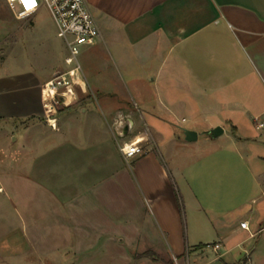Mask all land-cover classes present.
I'll return each instance as SVG.
<instances>
[{
  "label": "crops",
  "instance_id": "crops-1",
  "mask_svg": "<svg viewBox=\"0 0 264 264\" xmlns=\"http://www.w3.org/2000/svg\"><path fill=\"white\" fill-rule=\"evenodd\" d=\"M85 3L99 30L82 51L85 85L49 124L41 88L61 70L50 64L0 151V167L13 150L9 159L44 184L28 209L27 240L9 244L6 259L264 264V0ZM134 136L143 154L126 162L119 145Z\"/></svg>",
  "mask_w": 264,
  "mask_h": 264
},
{
  "label": "rangeland",
  "instance_id": "rangeland-1",
  "mask_svg": "<svg viewBox=\"0 0 264 264\" xmlns=\"http://www.w3.org/2000/svg\"><path fill=\"white\" fill-rule=\"evenodd\" d=\"M32 22L34 29L29 30ZM51 23L52 19L43 6L34 17L19 20L9 11L4 0H0V64L4 62L8 65L14 64V68H17L14 69L11 65L8 68L9 71L4 73L0 71V76L3 75L0 77V151H6L3 148L6 143L5 139L18 121L16 114L17 110H20L22 102L25 101V105L31 103L35 79L43 81L50 78V64L55 68L54 71L59 68L65 69L63 60L67 51L63 42L56 37ZM84 47L80 50L78 62L85 75L84 65L89 60L87 54H82ZM34 64H39L42 70H36ZM105 74L112 78V73ZM64 105L65 102L58 103L59 107L56 109L55 115ZM94 105L99 113L102 111L101 114H103L104 105L98 100L94 101ZM123 106L136 112L137 107L133 104ZM145 122L147 124L149 122L156 123V121L150 120ZM165 122H169L172 129H177L176 123L171 117ZM134 123L138 130L143 129L142 121L137 117ZM11 142L12 138L8 143ZM13 154V150H7L5 161H3L4 165L0 167V256L4 257L0 264H10L6 259L10 258L8 253L11 252V247H8L9 244L18 241L23 245L27 240L28 209L39 203V200L34 199V196L38 197L44 191V184L36 185L30 178V167L27 163L21 161V166H16L9 159V156L12 157Z\"/></svg>",
  "mask_w": 264,
  "mask_h": 264
},
{
  "label": "built area",
  "instance_id": "built-area-1",
  "mask_svg": "<svg viewBox=\"0 0 264 264\" xmlns=\"http://www.w3.org/2000/svg\"><path fill=\"white\" fill-rule=\"evenodd\" d=\"M4 2L13 16L19 20L34 17L43 6L54 23L56 37L66 48L67 55L63 60L65 69L57 71L41 88L44 116L50 124L59 107L58 103L71 100L76 95V89L85 85L78 56L82 47L95 44L99 38L98 27L85 0H36L35 6L31 9L26 6L25 0H12L11 3L9 0H4ZM121 129L122 126L118 135L124 137ZM143 143V138L134 136L131 140L123 141L119 145V152L128 162L143 154ZM240 227L248 231L247 223H241ZM250 236L253 237V234ZM212 250L215 252L217 246H214Z\"/></svg>",
  "mask_w": 264,
  "mask_h": 264
},
{
  "label": "water",
  "instance_id": "water-1",
  "mask_svg": "<svg viewBox=\"0 0 264 264\" xmlns=\"http://www.w3.org/2000/svg\"><path fill=\"white\" fill-rule=\"evenodd\" d=\"M129 128H130V126L128 124H126L123 127V131H122L123 136L127 135ZM221 133H222V130L219 127H216L210 131V134L213 138L219 136ZM184 139L188 142L195 141L196 140V134L192 131H184Z\"/></svg>",
  "mask_w": 264,
  "mask_h": 264
},
{
  "label": "snow or ice",
  "instance_id": "snow-or-ice-1",
  "mask_svg": "<svg viewBox=\"0 0 264 264\" xmlns=\"http://www.w3.org/2000/svg\"><path fill=\"white\" fill-rule=\"evenodd\" d=\"M35 2L36 0H25V4L29 9L35 6Z\"/></svg>",
  "mask_w": 264,
  "mask_h": 264
},
{
  "label": "clouds",
  "instance_id": "clouds-1",
  "mask_svg": "<svg viewBox=\"0 0 264 264\" xmlns=\"http://www.w3.org/2000/svg\"><path fill=\"white\" fill-rule=\"evenodd\" d=\"M9 2L11 3V2H12V0H9Z\"/></svg>",
  "mask_w": 264,
  "mask_h": 264
}]
</instances>
